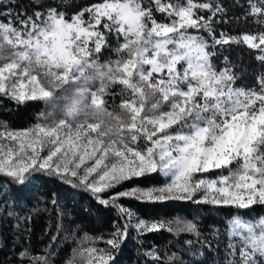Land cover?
<instances>
[{
    "label": "snow or ice",
    "instance_id": "obj_1",
    "mask_svg": "<svg viewBox=\"0 0 264 264\" xmlns=\"http://www.w3.org/2000/svg\"><path fill=\"white\" fill-rule=\"evenodd\" d=\"M235 5L243 10L242 19L264 24V0H235ZM0 6H7L5 0ZM227 11L220 0H152L149 5L100 0L70 18L50 7L31 16L9 12L7 22L0 21V94L20 102L45 101L52 108L42 123L0 132V173L21 185L39 173L76 181L100 204L116 209L119 218L108 238L85 237L107 247L74 250L67 264L77 254L86 255L87 264H114L113 252L132 230L200 235L191 221L177 220L182 227L173 229V221L141 218L120 203L125 199L264 206V71L254 86L236 87L228 57L220 69L212 62L217 46L243 45L255 50L264 66V30L217 34L214 25ZM154 12L166 21H158ZM110 34L122 38L115 51L126 58L101 63ZM115 84L130 91L117 106L119 113L109 111V99H115L109 89ZM233 162H240L235 171ZM224 169L227 175L197 178ZM152 174L167 182L117 191ZM227 223L224 264H264V217L234 216ZM144 255L149 264H180L175 253L156 248ZM16 259L49 264L47 255L28 250Z\"/></svg>",
    "mask_w": 264,
    "mask_h": 264
},
{
    "label": "trees",
    "instance_id": "obj_2",
    "mask_svg": "<svg viewBox=\"0 0 264 264\" xmlns=\"http://www.w3.org/2000/svg\"><path fill=\"white\" fill-rule=\"evenodd\" d=\"M100 0H5L6 7L0 6V21L7 22L8 13L15 16L18 12L26 11L31 16L36 11L46 12L50 7L57 8L71 17ZM184 3V0H173ZM228 10L223 22L214 25L217 34L227 32L237 35L244 31L257 32L264 30L255 18L242 19L243 10L235 5V0H220ZM145 5L152 0H143ZM244 3V0H241ZM154 7V5H153ZM207 14V13H202ZM158 21H166V17L154 12ZM219 17L217 20L219 21ZM123 43L122 38L115 34L108 36V46L102 50L98 59L101 63L126 58V53L115 51ZM216 55L212 58L217 69L226 66L224 57H228L237 76L236 87H252L255 77L264 66L256 59L258 53L243 45H231L213 49ZM99 87V83L96 84ZM69 86L66 91H70ZM61 95V93H57ZM109 96V111L119 113L117 107L122 98H128L130 91L122 85H111ZM52 111L45 101H16L10 96L0 94V131L30 127ZM55 118H62L57 110ZM93 122V121H89ZM143 139L139 147H145ZM231 170L240 167V162H233ZM227 175L228 170H213L209 173L198 174L217 177ZM167 182L160 174H152L141 179L125 182L121 188L133 186H159ZM121 204L130 207L137 216L148 220L163 219L173 221L172 228L182 227L175 221H191L199 229V237L191 233L170 234L167 230L153 232L147 235H138L135 230L130 231L127 240L119 250L113 252L114 264H149L144 253L152 248L161 253H173L180 264H224L225 250L229 239L226 233L229 230L228 221L234 216L256 220L264 217V206L255 205L249 209H237L234 206H217L210 203H139L136 200H122ZM116 209L100 204L92 193L78 182L69 183L57 176L46 173L33 174L27 183L18 184L6 174L0 173V264H19L16 259L22 250L32 254L47 255L49 264H67L73 259L74 250L89 247H107L103 243H92L88 238L103 236L108 238L114 231L113 223L118 221ZM53 237H56L53 240ZM186 240H193L194 244L186 245ZM197 240L204 243H195ZM87 256L76 255L73 264L83 263Z\"/></svg>",
    "mask_w": 264,
    "mask_h": 264
},
{
    "label": "rangeland",
    "instance_id": "obj_3",
    "mask_svg": "<svg viewBox=\"0 0 264 264\" xmlns=\"http://www.w3.org/2000/svg\"><path fill=\"white\" fill-rule=\"evenodd\" d=\"M99 2H100V1H99ZM95 3H98V2H95ZM95 3H93V4H95ZM85 18H87V16H86ZM42 122H43V121H39V122H37V123H42ZM33 126H34V125H33ZM33 126H30V127H24V128H17V129L1 130L0 132H5V131H13V132H15V131H20V130H24V129H29V128L33 127ZM5 143H7V141H5ZM201 178L210 179V178H214V177H206V176H203V177H201ZM242 219H244V218H242ZM245 220H251V219H245ZM101 248H104V247H101ZM79 264H87V260H86L85 262H83V263H79Z\"/></svg>",
    "mask_w": 264,
    "mask_h": 264
}]
</instances>
